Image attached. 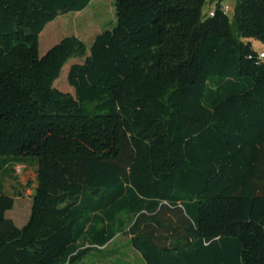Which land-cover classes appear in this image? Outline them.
Listing matches in <instances>:
<instances>
[{"label": "trees", "instance_id": "obj_1", "mask_svg": "<svg viewBox=\"0 0 264 264\" xmlns=\"http://www.w3.org/2000/svg\"><path fill=\"white\" fill-rule=\"evenodd\" d=\"M91 0H0V264H264V0H114L89 50L38 36ZM74 96L53 87L66 62ZM34 168L30 214L3 190Z\"/></svg>", "mask_w": 264, "mask_h": 264}, {"label": "rangeland", "instance_id": "obj_2", "mask_svg": "<svg viewBox=\"0 0 264 264\" xmlns=\"http://www.w3.org/2000/svg\"><path fill=\"white\" fill-rule=\"evenodd\" d=\"M238 0H222V5L228 9L226 14L232 17ZM215 0H206L202 14L207 16L214 7ZM115 26L114 0H91L89 5L78 13H67L58 16L47 24L38 36V55L43 56L52 46L64 37L73 36L84 43L87 51L95 36L110 31ZM256 51H264V46L252 41ZM82 60L70 59L62 68L53 87L63 93L74 96L73 89L67 83L69 67ZM14 179H5L3 190L14 199L13 208L6 212V217L13 220L17 227H21L30 214L31 199L35 183L34 168L32 166H17L13 173ZM76 264H143L140 255L129 246V237L124 232L116 236L103 248H89L81 261Z\"/></svg>", "mask_w": 264, "mask_h": 264}, {"label": "built area", "instance_id": "obj_3", "mask_svg": "<svg viewBox=\"0 0 264 264\" xmlns=\"http://www.w3.org/2000/svg\"><path fill=\"white\" fill-rule=\"evenodd\" d=\"M227 9H228L227 7H224V10H225V11H227ZM259 58H260V59H263V58H264V53H260V54H259Z\"/></svg>", "mask_w": 264, "mask_h": 264}, {"label": "crops", "instance_id": "obj_4", "mask_svg": "<svg viewBox=\"0 0 264 264\" xmlns=\"http://www.w3.org/2000/svg\"><path fill=\"white\" fill-rule=\"evenodd\" d=\"M221 4H222V2H221ZM222 6H223V5H222ZM34 186H35V183L33 184L32 187L34 188ZM31 195H32V194H30L29 196L31 197ZM12 221H13V220H12ZM13 222H14V221H13ZM24 224H25V223H24ZM24 224H23V225H24ZM23 225H22V226H23Z\"/></svg>", "mask_w": 264, "mask_h": 264}]
</instances>
